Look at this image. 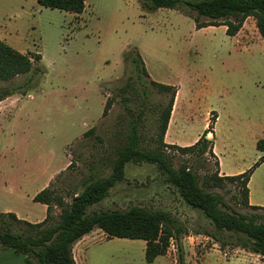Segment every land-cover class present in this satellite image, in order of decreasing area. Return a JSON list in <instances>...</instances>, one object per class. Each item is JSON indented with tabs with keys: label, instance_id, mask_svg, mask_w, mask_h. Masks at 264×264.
<instances>
[{
	"label": "rangeland",
	"instance_id": "rangeland-1",
	"mask_svg": "<svg viewBox=\"0 0 264 264\" xmlns=\"http://www.w3.org/2000/svg\"><path fill=\"white\" fill-rule=\"evenodd\" d=\"M0 39L21 53L41 55L38 72L0 81L1 90H15L0 104V213L39 223L44 206L33 196L51 175L53 189L69 203L85 183L109 176L126 124L140 112L141 147L154 150L169 94L151 80L178 91L170 119L172 127L178 125L170 142L193 145L218 116L214 143L227 176L264 157L258 149L264 142V38L252 17L229 37L224 26L196 29L192 18L174 9L147 12L140 0H86L81 14L45 8L36 0H0ZM131 50L141 56L149 77H139L135 65L125 62ZM108 100L112 106L103 116ZM90 129L94 132L85 137ZM165 151L175 168L191 166L201 184L217 169L213 157L196 160ZM125 172V181L88 213L163 211L184 234L166 255L148 263L145 241L109 239L95 229L74 245L77 264H178L179 244L184 264H264L261 256L238 247L244 236L217 231L188 206L156 165L128 163ZM253 176V201L264 203V163ZM205 189L229 209L264 222V210L245 208L232 184ZM59 215L54 207L48 225L57 224ZM0 264L27 263L0 250Z\"/></svg>",
	"mask_w": 264,
	"mask_h": 264
},
{
	"label": "trees",
	"instance_id": "trees-1",
	"mask_svg": "<svg viewBox=\"0 0 264 264\" xmlns=\"http://www.w3.org/2000/svg\"><path fill=\"white\" fill-rule=\"evenodd\" d=\"M143 9L155 12L159 9H174L192 18L196 29L207 27H226L229 37L236 36L246 20H256L259 33L264 38V0H140ZM45 8L81 14L86 7V0H37ZM136 55V57L132 56ZM125 62H131L139 72V77H149L144 62L136 50L128 51ZM41 61L40 54L21 53L0 39V81H9L18 76L39 71L36 66ZM141 74V75H140ZM151 85L161 93L169 94L168 105L159 126L158 146L154 150L141 147L142 112L131 118L126 124L125 141L117 149L112 165V172L107 177L85 183L77 190L72 201L66 202L53 189L52 183L37 193L33 201L47 206V216L39 223L20 219L13 212L0 213V250H11L15 256H23L27 264H77L73 247L83 237L95 229L102 230L109 239H139L146 242L145 260L152 263L159 256L166 255L173 241H178L184 229L176 227L171 216L163 211H149L134 207L127 211H100L89 214V209L104 200L110 190L126 179V165L144 163L156 165L173 185L184 202L193 209L201 211L219 232L240 234L246 240L238 247L261 256L264 259V222L260 216L238 213L227 207L205 188L224 189L227 183L239 189L242 205L251 210H264V207L251 206L249 203V182L263 162L260 158L249 170L234 176H222L220 164L214 154V140L207 138L209 133L215 136V124L218 116L211 119L208 128L198 141L190 146L167 144L165 136L169 127L171 114L177 97L174 86L151 80ZM15 90H1L0 102L11 97ZM146 94V93H144ZM111 100H108L103 116H106ZM214 115V114H213ZM93 129L85 133L88 137ZM177 150L190 155L196 160L213 157L217 169L204 177L202 184L198 174L191 166L182 164L175 168L166 154V149ZM258 149L264 151V142L258 143ZM60 209L57 224H50L53 208ZM208 237L216 238L211 234ZM178 264H184L182 246L178 245Z\"/></svg>",
	"mask_w": 264,
	"mask_h": 264
},
{
	"label": "crops",
	"instance_id": "crops-1",
	"mask_svg": "<svg viewBox=\"0 0 264 264\" xmlns=\"http://www.w3.org/2000/svg\"><path fill=\"white\" fill-rule=\"evenodd\" d=\"M37 1V0H36ZM7 99H9V98H7ZM7 99L6 100H4V101H2V102H0V104L1 103H3V102H5V101H7ZM177 100V99H176ZM176 100H175V102H176ZM174 112H172V114H173ZM171 114V118H173V115ZM171 121V120H170ZM178 125V122L177 123H175L174 124V126H177ZM173 126V127H174ZM172 126H171V122L169 123V127H168V130H167V133H166V136H165V139H166V142L167 143H172V142H170L169 141V137L170 138H172L170 135H171V131H172V128H173ZM210 135H211V137H212V139L214 140V138H215V136H214V134L213 133H209ZM200 138V135H199V137H198V139ZM195 141H197V140H195ZM173 144V143H172ZM174 145H176V144H174ZM179 146V145H178ZM213 152H214V154L217 156V158H218V160H219V164H220V174L222 175V176H227V174L223 171V165H222V162H221V160H220V158H219V156H218V154H217V152H216V148H215V143H214V149H213ZM264 163V162H263ZM262 163V164H263ZM261 164V165H262ZM260 165V166H261ZM246 169H248V168H243V169H241L240 171H238V172H236V173H234V174H239V173H243ZM53 177H54V174L53 175H51V177H50V179L49 180H47L46 181V183L43 185V187H42V189L44 188H46V187H48L49 185H50V183H51V181H52V179H53ZM253 181H254V176L252 175V177H251V180H250V182H249V203H250V205L251 206H260V207H264V203H258V202H254L253 201V191H252V183H253ZM43 189V190H44ZM36 195V194H35ZM34 195V196H35ZM34 196H33V198H34ZM43 205V204H42ZM44 206V212H43V220L46 218V216H47V206L46 205H43ZM19 217V216H18ZM21 219V218H20ZM203 233H197V235H202ZM206 238L205 239H207V238H210V237H208L207 235H205V234H203ZM86 237V236H85ZM85 237H83V239L85 238ZM193 237H191V236H189V239H192ZM80 241H82V240H80ZM79 241V242H80ZM193 241V240H192ZM79 242H77V243H79ZM216 245V244H215ZM259 256V255H258Z\"/></svg>",
	"mask_w": 264,
	"mask_h": 264
},
{
	"label": "bare ground",
	"instance_id": "bare-ground-1",
	"mask_svg": "<svg viewBox=\"0 0 264 264\" xmlns=\"http://www.w3.org/2000/svg\"><path fill=\"white\" fill-rule=\"evenodd\" d=\"M175 106V105H174Z\"/></svg>",
	"mask_w": 264,
	"mask_h": 264
}]
</instances>
